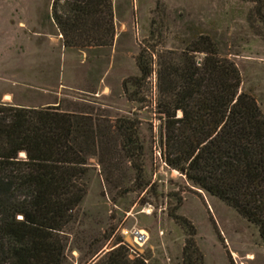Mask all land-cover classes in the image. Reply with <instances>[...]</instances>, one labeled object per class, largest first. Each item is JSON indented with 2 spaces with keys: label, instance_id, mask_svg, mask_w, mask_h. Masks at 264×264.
I'll return each instance as SVG.
<instances>
[{
  "label": "rangeland",
  "instance_id": "374dc122",
  "mask_svg": "<svg viewBox=\"0 0 264 264\" xmlns=\"http://www.w3.org/2000/svg\"><path fill=\"white\" fill-rule=\"evenodd\" d=\"M53 2L0 0V70L16 61L23 64L22 72L38 75L36 64L49 42L50 80H17V101L30 104L42 87L48 94L33 104L60 102L64 109L93 110L112 121L135 119L149 182L141 189L133 163L110 150L90 158L87 194L65 232L64 264H94L120 241L128 245L131 259L142 255L147 264H186L189 231L171 216L175 207L196 228L205 264H264L257 229L164 162L156 109L159 54L182 51L206 35L236 64L240 91L254 96L264 113V0H111L112 43L65 46L63 52L65 35ZM69 10L70 1H56V13L67 17ZM145 47L153 54L154 72L144 89L145 101H131L123 81L140 75L136 59ZM139 155L141 160V150ZM137 229L147 232L141 243L132 236Z\"/></svg>",
  "mask_w": 264,
  "mask_h": 264
},
{
  "label": "trees",
  "instance_id": "16d2710c",
  "mask_svg": "<svg viewBox=\"0 0 264 264\" xmlns=\"http://www.w3.org/2000/svg\"><path fill=\"white\" fill-rule=\"evenodd\" d=\"M56 1L65 46L112 43L111 0H66L67 17L54 11ZM152 55L143 48L136 59L140 75L123 81L131 101H145ZM158 66L164 162L252 224L264 245V113L254 96L240 91V70L206 35L182 51L161 52ZM136 129L135 119L112 121L60 102L39 108L0 103V264H64L66 228L87 194L89 160L98 152L132 162L145 189V148ZM176 210L171 216L189 231L185 263L205 264L196 228ZM121 242L94 264H147L142 255L131 259Z\"/></svg>",
  "mask_w": 264,
  "mask_h": 264
},
{
  "label": "crops",
  "instance_id": "0c3cea01",
  "mask_svg": "<svg viewBox=\"0 0 264 264\" xmlns=\"http://www.w3.org/2000/svg\"><path fill=\"white\" fill-rule=\"evenodd\" d=\"M23 24V23H21ZM57 26V25H56ZM32 32V31H31ZM33 33V32H32ZM40 33V32H36ZM41 34V33H40ZM61 35V34H60ZM61 40V39H60ZM32 41V40H30ZM20 43H23L24 41H19ZM65 45H62V52L65 50ZM43 55H42V61L36 64L37 68H41V71H39L38 75H32V74H26L25 72H22V67L23 64L20 62H14L11 64H6L4 65L0 70V103H5V104H12L15 106H20V107H27V108H39V107H46L50 105H56L57 103H49L48 101H43L40 103H35V101L38 102L41 98L44 97V95L48 94V92H45L44 89L41 87V89H38L37 97H32L30 100V104H23L19 103L17 101V87L18 83L17 80H50L49 79V73L51 69L50 65V59H49V42H47L45 48L43 47ZM63 61V60H62ZM63 63V62H62ZM27 68H31L33 64H24ZM29 65V66H28ZM8 67V68H7ZM34 68V66H33ZM30 70V69H29ZM45 75V77H43ZM38 86H43V84L38 85ZM34 93V92H33ZM46 99L48 96H45ZM33 102V103H32Z\"/></svg>",
  "mask_w": 264,
  "mask_h": 264
},
{
  "label": "built area",
  "instance_id": "2783aa9c",
  "mask_svg": "<svg viewBox=\"0 0 264 264\" xmlns=\"http://www.w3.org/2000/svg\"><path fill=\"white\" fill-rule=\"evenodd\" d=\"M132 236L136 240L137 243L143 242L146 239V237H147V235L146 234H142L139 229L134 230L132 232Z\"/></svg>",
  "mask_w": 264,
  "mask_h": 264
},
{
  "label": "bare ground",
  "instance_id": "6f19581e",
  "mask_svg": "<svg viewBox=\"0 0 264 264\" xmlns=\"http://www.w3.org/2000/svg\"><path fill=\"white\" fill-rule=\"evenodd\" d=\"M140 232H141L142 234H146V235H147V232L144 231V230H140ZM251 258H252V257H251Z\"/></svg>",
  "mask_w": 264,
  "mask_h": 264
}]
</instances>
